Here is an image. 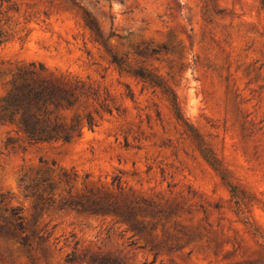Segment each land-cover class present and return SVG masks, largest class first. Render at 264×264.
Returning a JSON list of instances; mask_svg holds the SVG:
<instances>
[{"label":"rangeland","instance_id":"obj_1","mask_svg":"<svg viewBox=\"0 0 264 264\" xmlns=\"http://www.w3.org/2000/svg\"><path fill=\"white\" fill-rule=\"evenodd\" d=\"M74 2L101 38L69 0H0V100L42 64L94 123L0 120V264H264V0Z\"/></svg>","mask_w":264,"mask_h":264},{"label":"trees","instance_id":"obj_2","mask_svg":"<svg viewBox=\"0 0 264 264\" xmlns=\"http://www.w3.org/2000/svg\"><path fill=\"white\" fill-rule=\"evenodd\" d=\"M69 1L80 8L86 26L101 38L100 28L90 11L81 2ZM76 89L46 74L42 64L30 63L17 72L10 89L1 98L0 120L15 123L33 142L69 141L81 135L84 127L94 125L90 114L73 116L69 121L58 116L59 109H69L77 104L80 96ZM13 227L14 230L20 228L21 221H16Z\"/></svg>","mask_w":264,"mask_h":264}]
</instances>
